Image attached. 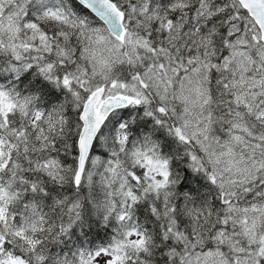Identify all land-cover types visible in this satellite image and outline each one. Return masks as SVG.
<instances>
[{
    "label": "snow or ice",
    "instance_id": "1",
    "mask_svg": "<svg viewBox=\"0 0 264 264\" xmlns=\"http://www.w3.org/2000/svg\"><path fill=\"white\" fill-rule=\"evenodd\" d=\"M0 264H264V0H0Z\"/></svg>",
    "mask_w": 264,
    "mask_h": 264
}]
</instances>
